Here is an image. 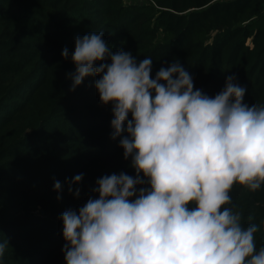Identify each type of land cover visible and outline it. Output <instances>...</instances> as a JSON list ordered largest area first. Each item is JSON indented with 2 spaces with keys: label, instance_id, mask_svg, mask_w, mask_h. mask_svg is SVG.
I'll return each instance as SVG.
<instances>
[{
  "label": "trees",
  "instance_id": "obj_1",
  "mask_svg": "<svg viewBox=\"0 0 264 264\" xmlns=\"http://www.w3.org/2000/svg\"><path fill=\"white\" fill-rule=\"evenodd\" d=\"M91 31H103L113 53L151 57L150 78L178 59L194 90L213 96L235 74L243 102L264 105V0H0V242L9 244L0 264H65L61 214L98 198L99 177L135 175L121 137L110 136L99 76L70 90L75 65L61 52ZM81 173L69 193L66 179ZM229 195L222 207L240 213L242 226L258 225L264 247V183L255 191L234 183Z\"/></svg>",
  "mask_w": 264,
  "mask_h": 264
},
{
  "label": "clouds",
  "instance_id": "obj_2",
  "mask_svg": "<svg viewBox=\"0 0 264 264\" xmlns=\"http://www.w3.org/2000/svg\"><path fill=\"white\" fill-rule=\"evenodd\" d=\"M102 37L77 36L74 51L65 47L61 56L75 65L66 74L70 90L99 76L100 102L111 104L110 136L121 137L135 175L99 177L98 198L61 214L65 264H264L258 225L244 227L240 213L222 207L234 183L253 191L264 183V105L243 102L246 88L235 74L213 96L194 90L178 59L150 78L151 57L137 63ZM82 178L66 179L69 193ZM53 190H62L59 181ZM8 245L0 242V258Z\"/></svg>",
  "mask_w": 264,
  "mask_h": 264
},
{
  "label": "rangeland",
  "instance_id": "obj_3",
  "mask_svg": "<svg viewBox=\"0 0 264 264\" xmlns=\"http://www.w3.org/2000/svg\"><path fill=\"white\" fill-rule=\"evenodd\" d=\"M248 44H250V40L248 41Z\"/></svg>",
  "mask_w": 264,
  "mask_h": 264
}]
</instances>
